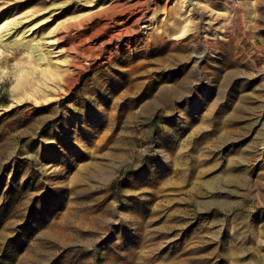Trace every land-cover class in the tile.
<instances>
[{
  "label": "rangeland",
  "instance_id": "1",
  "mask_svg": "<svg viewBox=\"0 0 264 264\" xmlns=\"http://www.w3.org/2000/svg\"><path fill=\"white\" fill-rule=\"evenodd\" d=\"M14 24L0 264H264V0H0Z\"/></svg>",
  "mask_w": 264,
  "mask_h": 264
},
{
  "label": "bare ground",
  "instance_id": "2",
  "mask_svg": "<svg viewBox=\"0 0 264 264\" xmlns=\"http://www.w3.org/2000/svg\"><path fill=\"white\" fill-rule=\"evenodd\" d=\"M233 3V2H232ZM141 9H143V8H141ZM235 9V8H234ZM146 11V10H145ZM138 12V11H137ZM5 13V12H4ZM54 16H56V15H58V13L57 12H55L54 14H53ZM118 17V16H117ZM129 18V17H128ZM39 23V22H38ZM23 26V25H22ZM123 26V25H122ZM37 27V26H36ZM18 28V26L16 25V24H14V25H12V26H10V28L6 31V33H4V34H0V42H3L4 43V41L5 40H8L9 38H11L12 36L11 35H14L15 33H16V29ZM117 28V27H116ZM132 28V27H131ZM143 28H148V27H143ZM184 32V31H183ZM25 33V32H24ZM60 34V33H59ZM184 34V33H183ZM23 35V34H22ZM18 36V35H17ZM126 36H128V35H126ZM207 36V35H206ZM100 37V36H99ZM107 37V36H106ZM116 37V36H115ZM170 38H171V36H169ZM243 37V36H242ZM21 38V36H18V39H20ZM103 38V37H102ZM231 39V38H230ZM60 40V39H59ZM95 40V39H94ZM53 42V41H52ZM102 43V42H101ZM100 46V45H99ZM41 47L42 46H40V41L39 42H37L36 44H33V45H30V53H31V56L32 57H38V60L40 61V62H44L45 60H46V56H45V54H43V53H41ZM65 50H66V48H65ZM104 54V53H103ZM48 55V54H47ZM96 57H97V55H96ZM49 58V57H48ZM75 62V61H74ZM85 62V61H84ZM83 62V63H84ZM74 64V63H73ZM93 64V63H92ZM95 64V63H94ZM101 64V63H100ZM83 65V64H82ZM103 66V65H102ZM69 67V66H68ZM67 67V68H68ZM92 67V66H91ZM77 68V67H76ZM37 70V69H36ZM43 70V69H42ZM80 71V70H79ZM91 71V70H90ZM40 72V71H39ZM43 72V71H42ZM40 74V73H39ZM84 74V73H83ZM41 75V74H40ZM82 77V76H81ZM189 83V82H188ZM18 93V92H17ZM72 94V93H71ZM69 96V95H68ZM50 97V96H49ZM32 98V97H31ZM34 98V97H33ZM24 99H26V98H23V99H17V100H15L14 101V104H12V106H14V105H21L22 103H24ZM29 100V99H28ZM31 100V99H30ZM58 100V99H57ZM60 101V100H59ZM55 103V102H54ZM52 104V103H51ZM46 105V104H45ZM48 106V105H47ZM51 106V105H50ZM49 107V106H48Z\"/></svg>",
  "mask_w": 264,
  "mask_h": 264
}]
</instances>
